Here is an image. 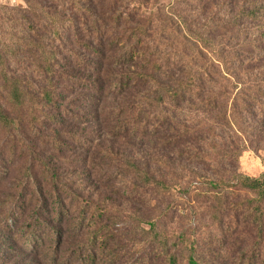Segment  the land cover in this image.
I'll list each match as a JSON object with an SVG mask.
<instances>
[{
	"label": "trees",
	"instance_id": "trees-1",
	"mask_svg": "<svg viewBox=\"0 0 264 264\" xmlns=\"http://www.w3.org/2000/svg\"><path fill=\"white\" fill-rule=\"evenodd\" d=\"M23 2L25 39L0 40V183L18 171L0 199V231L19 247L15 256L211 264L220 254L232 264H264V175L236 171L245 144L256 150L264 142V0ZM21 57L34 67L15 69ZM67 58L70 73H61ZM59 79L70 96L91 94L77 99L83 107L123 99L104 114L121 120L110 134L132 153L115 158L106 182H123L128 202L154 217L95 206L47 159L45 152L88 150L74 133L70 145L61 138L69 135L59 131L61 114L71 123L87 115L59 107ZM198 178L189 197L178 196ZM181 198L194 204L187 216L196 223L171 217ZM249 229L254 240L240 254ZM8 260L0 255V264Z\"/></svg>",
	"mask_w": 264,
	"mask_h": 264
},
{
	"label": "rangeland",
	"instance_id": "rangeland-1",
	"mask_svg": "<svg viewBox=\"0 0 264 264\" xmlns=\"http://www.w3.org/2000/svg\"><path fill=\"white\" fill-rule=\"evenodd\" d=\"M160 3L166 5L172 2V0H158ZM23 9H25V4L23 0H0V40L3 37H10L13 41L23 42L25 39V28L22 20ZM20 49L23 46L20 45ZM70 51V48H68ZM18 60L15 58L14 62ZM19 63H13L15 69L21 68L27 69V66L31 63V67H34V62L32 59H27L21 57ZM61 73H70V60L64 61L60 66ZM66 79V78H65ZM55 86L58 89V105L61 108L67 109L68 112L73 111L72 115L80 114L85 111L87 116H84L85 120L83 122L77 121L71 123L69 118L65 119V115L61 114L59 116V121L61 126L59 128L60 133H67L69 135L62 136L64 141H72L71 133L76 134L75 137L81 138L88 147L87 151L74 148L72 152H65V155H56L45 152L47 159L55 166L57 173L64 175L68 178L71 188L76 189V194H78L83 199H88L95 206L101 207L104 205H111L112 208L118 209L122 212L134 211L143 217H154L155 214L151 211H145L144 209H138L135 204L128 202L127 200V190L123 182H117L114 184L107 183L108 177H113L112 172L115 171V158H121L122 156H128L132 153V149L129 148L125 141L119 140L117 137H113L110 131L113 127L118 125L119 118H116L115 114L105 115L104 113L108 109L115 110L118 108L117 104H122L123 99H106L100 100L96 107L85 106L83 103H79L77 99L80 95L87 97L91 95L88 92L79 93L74 90V95L70 96V88H67L69 84H64L63 80H56ZM70 99L75 102L70 104ZM92 101H89V103ZM95 103H93L94 105ZM75 107V109H73ZM80 109V110H79ZM90 110L96 111L95 114ZM83 116V115H82ZM96 116V119L93 117ZM111 122H107L110 117ZM121 121V120H119ZM243 149V148H242ZM102 159V160H101ZM191 170V169H190ZM6 173V180L0 183V199L4 197L5 194L12 193L13 182L9 177L18 176V171L13 173ZM236 171L243 176L257 179L264 175V142L259 145L256 150H253L245 144L244 150L241 153L240 158L237 161ZM195 177V176H194ZM192 175L190 176V179ZM202 183V178H198V181H189L185 190H181L178 193L179 197H189L187 193L195 187H199ZM114 187V190H109L107 187ZM179 205L173 208L170 215L175 221L190 222L191 224L196 223V220L189 219L188 213H191L193 203H184L183 199L178 200ZM181 203V204H180ZM193 204V205H192ZM139 211V212H138ZM104 223L103 225H105ZM126 223L116 222L114 229L118 232L126 227ZM93 231L91 228L87 229L86 232L90 233ZM244 243L240 247L239 253L248 251L250 247V242L254 240L252 230H247L244 235ZM70 241V240H69ZM110 244L113 242H109ZM263 245L260 255H264V237L261 243ZM66 246V245H65ZM7 248V249H5ZM17 249L19 247L15 245L12 240L9 239L2 231H0V255L8 258V264H49L43 263L37 255L26 252V255L15 256ZM28 249V248H27ZM100 249V248H99ZM110 248L105 250L103 256L111 252ZM101 250V249H100ZM219 251V250H218ZM18 259L17 262H15ZM211 264H232L231 260H223L220 254L212 256Z\"/></svg>",
	"mask_w": 264,
	"mask_h": 264
}]
</instances>
